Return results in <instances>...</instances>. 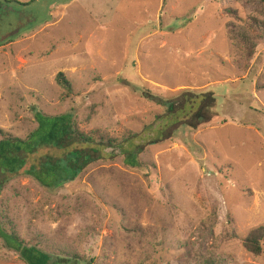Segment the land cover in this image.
I'll list each match as a JSON object with an SVG mask.
<instances>
[{
  "label": "rangeland",
  "instance_id": "obj_1",
  "mask_svg": "<svg viewBox=\"0 0 264 264\" xmlns=\"http://www.w3.org/2000/svg\"><path fill=\"white\" fill-rule=\"evenodd\" d=\"M18 1L0 2V129L25 140L69 114L85 133L132 132L124 149L144 148L145 172L107 149L114 159L55 191L21 174L1 193L3 222L53 260L264 264V243L260 256L242 243L264 227V38L250 33L256 53L240 58L228 28L264 19V0ZM210 92L220 120L193 129V106L173 100ZM45 155L61 152L38 149L23 171ZM0 264L25 263L0 239Z\"/></svg>",
  "mask_w": 264,
  "mask_h": 264
},
{
  "label": "trees",
  "instance_id": "obj_2",
  "mask_svg": "<svg viewBox=\"0 0 264 264\" xmlns=\"http://www.w3.org/2000/svg\"><path fill=\"white\" fill-rule=\"evenodd\" d=\"M1 1L19 3L8 0ZM239 21L242 24L228 25L230 37L234 45L239 47V57L244 56L245 50V55L251 59L256 53L257 45L250 39V33L257 32L261 38H264V19L251 16L248 21L245 19ZM237 61L239 63V60ZM56 82L67 93V96L73 94L72 85L64 74H58ZM173 101L179 108H186L187 105L193 106L186 121L193 129L197 130L220 120V115L215 110L217 100L212 92L208 94H182ZM47 121L48 123L40 126L38 132L32 133L25 140L14 138L0 129V196L4 188L21 174L33 178L47 190H58L74 182L90 166L107 159H114L115 157H105L103 151L107 149H120L123 151L121 153H123V163L126 167L145 172L143 171L145 164L140 160L144 148L124 149L125 144L133 145L131 143L138 135L128 132L126 138L120 142L101 131L85 133L77 127L75 117L69 114L47 118ZM42 148H55L61 152V156L45 155L39 158L41 160L36 163L37 165H31L29 170L23 171L29 158ZM3 221L0 216V239L5 247L17 253L25 264H93V260L87 261L79 255L64 254L62 257H56L53 260V257L45 256L42 249L38 251V247L30 246L22 240L12 222L8 220L5 224ZM242 243L248 252L260 256L263 253L264 227L252 230L247 237L242 239ZM204 264L224 263L208 259Z\"/></svg>",
  "mask_w": 264,
  "mask_h": 264
},
{
  "label": "crops",
  "instance_id": "obj_3",
  "mask_svg": "<svg viewBox=\"0 0 264 264\" xmlns=\"http://www.w3.org/2000/svg\"><path fill=\"white\" fill-rule=\"evenodd\" d=\"M8 1H17V2H20V1H18V0H8ZM33 1H38V0H32V1H30V2H33ZM76 1H78V4L80 5V4H82V2H84V1H86V2H92V6H96L97 5V7L98 8H105V7H108V5H107V3L106 2H104L103 0H99L98 2L96 1V0H76ZM74 2H75V0H74ZM88 9H90V8H88ZM30 22H38L37 21V18L34 16L33 18H31L30 19ZM9 38V37H8ZM33 179V178H32Z\"/></svg>",
  "mask_w": 264,
  "mask_h": 264
}]
</instances>
